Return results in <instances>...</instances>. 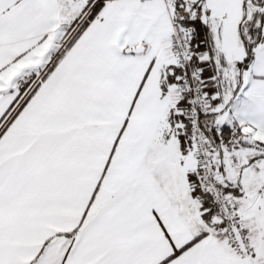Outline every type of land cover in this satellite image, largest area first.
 I'll return each mask as SVG.
<instances>
[{"label": "snow or ice", "instance_id": "snow-or-ice-1", "mask_svg": "<svg viewBox=\"0 0 264 264\" xmlns=\"http://www.w3.org/2000/svg\"><path fill=\"white\" fill-rule=\"evenodd\" d=\"M0 264H264V0H0Z\"/></svg>", "mask_w": 264, "mask_h": 264}]
</instances>
